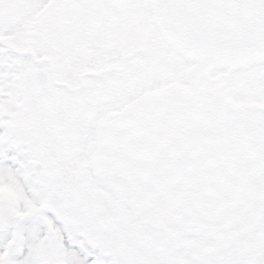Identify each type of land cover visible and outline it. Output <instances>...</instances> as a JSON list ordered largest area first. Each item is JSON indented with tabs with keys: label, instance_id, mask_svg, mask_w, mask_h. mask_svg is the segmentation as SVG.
I'll list each match as a JSON object with an SVG mask.
<instances>
[{
	"label": "snow or ice",
	"instance_id": "obj_1",
	"mask_svg": "<svg viewBox=\"0 0 264 264\" xmlns=\"http://www.w3.org/2000/svg\"><path fill=\"white\" fill-rule=\"evenodd\" d=\"M0 264H264V0H0Z\"/></svg>",
	"mask_w": 264,
	"mask_h": 264
}]
</instances>
